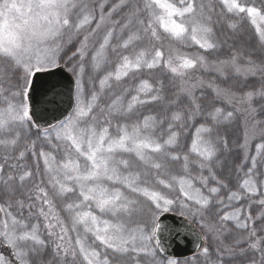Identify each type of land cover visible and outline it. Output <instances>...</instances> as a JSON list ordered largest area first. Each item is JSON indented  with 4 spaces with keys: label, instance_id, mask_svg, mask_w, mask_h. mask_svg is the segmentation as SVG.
I'll return each mask as SVG.
<instances>
[{
    "label": "snow or ice",
    "instance_id": "obj_1",
    "mask_svg": "<svg viewBox=\"0 0 264 264\" xmlns=\"http://www.w3.org/2000/svg\"><path fill=\"white\" fill-rule=\"evenodd\" d=\"M259 4L0 0V264H264Z\"/></svg>",
    "mask_w": 264,
    "mask_h": 264
},
{
    "label": "water",
    "instance_id": "obj_2",
    "mask_svg": "<svg viewBox=\"0 0 264 264\" xmlns=\"http://www.w3.org/2000/svg\"><path fill=\"white\" fill-rule=\"evenodd\" d=\"M57 75L52 77L51 79L57 80L61 84V91L64 93L63 95V103L61 105V112H68L71 113L72 105L74 103L73 96L74 93L72 91L73 88V81L75 80L72 73L65 67L64 64H61L60 68L55 70ZM46 107L45 105H40L41 110ZM61 112L55 113V115H61ZM48 119H51L52 113L45 114ZM195 227V226H194ZM197 231L199 229L197 228ZM185 255L189 256L192 255L191 249H185Z\"/></svg>",
    "mask_w": 264,
    "mask_h": 264
},
{
    "label": "trees",
    "instance_id": "obj_3",
    "mask_svg": "<svg viewBox=\"0 0 264 264\" xmlns=\"http://www.w3.org/2000/svg\"><path fill=\"white\" fill-rule=\"evenodd\" d=\"M244 27H245V29H247L248 28V25L245 24ZM242 33L249 35V33L246 32V31H244ZM179 50L181 52H183V53L188 54V55H193L194 56V55H198L199 54V52H198V50L196 48H184V47H181ZM199 51H202V50H199ZM229 54H230L229 53V47L228 46H225L218 53H215V54H213V56L209 57V59L210 60H214L217 57H219L220 59H225L226 57H228ZM200 75H201V73H199V72L196 73V76L197 77H199ZM256 106L258 107L259 105L257 104ZM260 118H264V117H260ZM241 123H242V121H241ZM239 135H240V131L236 128L235 125H233L232 134H230L229 137H228L229 140L231 141V140L235 139L236 137H238ZM227 160H228L229 164H231V163L239 164L240 163V160L238 158H236L235 156H228L227 157ZM233 183H235V180H233ZM252 211H253V215H256L258 210L254 206L253 209H252ZM222 241H223V243L225 245H229V244L234 243V239H233L232 236H227L226 238L225 237H222ZM208 243L210 245H212L213 247H215V243H216L215 241L209 240ZM233 264H242V262L240 260H235L233 262Z\"/></svg>",
    "mask_w": 264,
    "mask_h": 264
},
{
    "label": "rangeland",
    "instance_id": "obj_4",
    "mask_svg": "<svg viewBox=\"0 0 264 264\" xmlns=\"http://www.w3.org/2000/svg\"><path fill=\"white\" fill-rule=\"evenodd\" d=\"M169 2H173V0H169ZM238 2L241 3V4H244V3H255L257 7L260 6L259 0H238ZM223 38H224L223 35H221V39H223ZM248 39H249V35L248 34L241 33V36L239 38H237V40H236L237 46H245V42ZM229 44L230 45L232 44V40L231 39L229 40ZM92 75H93V72L91 70V67L90 66H85L84 79H85L86 84H85V92H84V96H83L84 103H87L89 101V99H90V97L88 95V91H89V87L90 86L88 85L87 81H88L89 76H92ZM253 151H254V145H253ZM31 162L32 161H29V163H31Z\"/></svg>",
    "mask_w": 264,
    "mask_h": 264
}]
</instances>
